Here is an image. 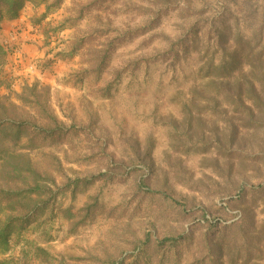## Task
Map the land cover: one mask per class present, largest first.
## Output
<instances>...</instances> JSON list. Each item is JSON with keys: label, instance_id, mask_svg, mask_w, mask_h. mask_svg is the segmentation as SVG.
<instances>
[{"label": "rangeland", "instance_id": "1", "mask_svg": "<svg viewBox=\"0 0 264 264\" xmlns=\"http://www.w3.org/2000/svg\"><path fill=\"white\" fill-rule=\"evenodd\" d=\"M0 43L73 127L34 166L91 179L0 260L264 264V0H32Z\"/></svg>", "mask_w": 264, "mask_h": 264}, {"label": "trees", "instance_id": "2", "mask_svg": "<svg viewBox=\"0 0 264 264\" xmlns=\"http://www.w3.org/2000/svg\"><path fill=\"white\" fill-rule=\"evenodd\" d=\"M31 1L0 0V21L18 18L26 3ZM7 54L0 43V60ZM72 128L59 119L36 84L25 85L20 93L10 90L7 95H0V253L11 251L14 239L21 237L32 225L51 221L58 208V199L69 187L88 186L91 179L79 177H69L66 183L59 184L54 176L39 171L31 158V153L43 141H54ZM90 209L88 206L86 211ZM177 239L169 238L160 243ZM36 251L44 249L36 247ZM45 260L41 259V263ZM138 263V257L129 261L127 255L105 264ZM0 264L10 262L4 259Z\"/></svg>", "mask_w": 264, "mask_h": 264}]
</instances>
